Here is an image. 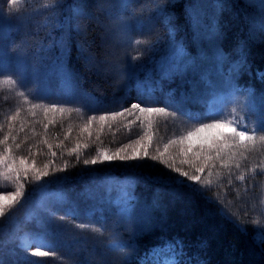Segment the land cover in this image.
<instances>
[{
    "label": "trees",
    "instance_id": "1",
    "mask_svg": "<svg viewBox=\"0 0 264 264\" xmlns=\"http://www.w3.org/2000/svg\"><path fill=\"white\" fill-rule=\"evenodd\" d=\"M154 3L0 0V80L16 79L28 99L3 85L0 139L11 133L6 144L12 153L29 156V163L34 159L49 173L36 181L33 171L27 177L20 172L23 195L0 217V264H151L154 252L164 248L175 264H264V243L241 216L264 187L260 169L255 179L249 171L264 163V0H160L162 10ZM143 38L151 42L147 50L130 46ZM134 102L176 115L154 114L151 126L135 116L112 119ZM31 104L57 110L30 111ZM16 110V120L7 119ZM221 114L256 128L255 140L230 141L222 158L206 146L201 152L199 140L187 152L189 141L179 137L198 126L194 122ZM101 115L108 118L88 123ZM121 147L122 157L135 149L139 158H98V150L111 156ZM91 158L97 163L83 162ZM225 163L245 174L243 182L233 178L238 191L225 188V205L212 192L194 191L197 182L173 171L217 181ZM249 181L257 183L245 192ZM0 185L6 192L17 187L3 177ZM22 235L31 242L28 249L20 246ZM38 244L56 255L32 256Z\"/></svg>",
    "mask_w": 264,
    "mask_h": 264
},
{
    "label": "snow or ice",
    "instance_id": "2",
    "mask_svg": "<svg viewBox=\"0 0 264 264\" xmlns=\"http://www.w3.org/2000/svg\"><path fill=\"white\" fill-rule=\"evenodd\" d=\"M17 0H11L12 4H15ZM47 6H55V5H45ZM154 6L157 9L162 10L164 5L160 3V0H155ZM150 41L147 38L143 39H134L130 41V46H138L143 44L144 50H147V48L150 46ZM133 59H138L139 56L135 55L132 57ZM261 78L264 79V74H261ZM9 85L10 91L15 90V95L18 97L25 98V102H28L27 99V93L24 91H21L19 89V82L16 79H13L11 77L0 80V91H3V85ZM40 108L44 112L48 111H56L55 106H48V105H40V104H31V110ZM59 111L63 112L65 109H59ZM136 113H139L140 115L137 116ZM157 116H171L175 117V112H169L166 110L165 107H156V106H150V105H142L139 102H134L130 105V107L127 108H121L118 111H115L112 113V119L115 120L116 117H125L127 116H135L136 120H140L141 123L144 119H147L149 121V126H151V117L153 115ZM20 115V111L16 110L14 115H11L7 119L16 120V118ZM108 117L105 115H101L99 117L92 116L88 118V123H91L93 120L99 119L100 121L106 120ZM135 121H131L130 123H134ZM194 125L190 130L187 131L186 135H182L179 137V142L183 143L185 140L189 141L187 152H192V149L194 147V140L200 141V151L203 152L205 146L208 149V152H212L215 150L216 158H222L221 152L223 151L224 147H231L232 143H235L238 139L239 143L243 145L245 141H253L255 140L256 136L258 135V131L256 128L249 129L247 125L242 124L239 119L233 117L229 119L228 117L224 116L223 114L215 117L211 122L208 121H196L194 122ZM45 128L47 126L45 125ZM4 125L0 123V131H3ZM21 130H23L21 128ZM227 130L228 133H231L233 135H226L225 131ZM260 133H264V125L261 126L259 129ZM250 133V134H249ZM9 135L11 133L6 134L3 139H0V145H5L3 151H0V177H3L4 181L12 182L15 181L17 187L15 188L14 192H6L3 190V186L0 185V217H4L6 213V209L11 206L13 202L16 201L17 197H21L23 195V187L24 185L20 183V172L23 171L25 174V177H27V173L31 170L33 171V180L39 181L43 176H47L49 173L48 171L41 172L38 167H36V161L33 159L31 163H29V156L27 155H20L16 156L12 153V150L10 147L7 146L6 142L9 139ZM15 140V137H13ZM260 139L264 140V135H260ZM149 141H151V137H149ZM45 144H47V140L43 141ZM139 140L135 141V143L139 144ZM169 143L175 144L177 143L176 139H171ZM17 149L21 147L20 144L15 145ZM57 147H60L58 144ZM127 147H132V144L127 145ZM168 145L165 144V151H167ZM49 148H51V145H49ZM70 151H75V149H71ZM99 151V159L101 161L103 160H112V159H138L139 153L137 150H133V153L128 156L122 157L120 155L121 152L125 151L124 147L118 148L113 155H108L107 150H98ZM186 154V153H185ZM29 155H32L29 150ZM51 155L53 157L56 156V152H52ZM145 156H148L147 150L144 152ZM160 155H163V153H160ZM197 158H199L200 153H195ZM151 159L155 160L157 159L156 156H151ZM205 160H211L212 156L205 154ZM77 159H79V154H77ZM18 161V165H17ZM85 164H96L97 158H91V159H85L83 161ZM188 161H183V163H187ZM52 163L51 160L45 162L43 164V168L47 169L49 165ZM171 167V166H170ZM227 171L224 174L223 179H218L217 181H213L210 178H205L201 180V177L198 175H190L187 171H182L180 168H173V171L178 172L180 177H185L189 181L197 182L199 184L198 189H193L194 191H200L201 194H206L207 192H212L214 198L218 203L221 205H225V197L227 195L225 188H231L232 191H238L237 187L233 186V178L236 180H239L241 182L245 181V174L244 173H236L233 172L230 168H228L227 163L223 166ZM237 169L241 167L239 163L235 165ZM257 169H260V174L264 175V163H258L255 167H252L249 169L254 175L253 179H255V174ZM62 170V169H60ZM197 172H203L202 167L196 168ZM14 174V175H13ZM213 173L210 171L208 173V177H211ZM216 176L218 178L221 177V173L217 172ZM169 179H175L170 177ZM176 183H184L182 180H175ZM254 187L253 183L249 181L247 185L243 187V190L247 192L249 189ZM239 198V197H238ZM231 201H228V204H230ZM258 203L261 205L262 208H264V195L261 196ZM232 215H236V213H232ZM113 247L117 250H122V245L119 243V241L114 240ZM31 255L34 257H47V256H55V252L51 251V249H45L41 250V245L38 244V246L31 252ZM34 264H43L41 261H35Z\"/></svg>",
    "mask_w": 264,
    "mask_h": 264
},
{
    "label": "rangeland",
    "instance_id": "3",
    "mask_svg": "<svg viewBox=\"0 0 264 264\" xmlns=\"http://www.w3.org/2000/svg\"><path fill=\"white\" fill-rule=\"evenodd\" d=\"M224 131L225 134L233 135L231 133H228L227 130ZM259 182L261 183L262 186H264V175L258 178V183ZM252 183H257V182L254 181ZM262 195H264V187L261 196ZM261 196L259 198H257L256 196L252 205L249 206L250 207L249 210L246 213L243 212L241 216L246 221H249L248 225H250L256 241L260 243H264V208H262L261 205L258 203ZM127 201L128 199H126L125 197L123 198L122 203L124 204ZM19 242H20V246L24 249H28L31 244L30 240L24 235L19 236ZM151 261H152L151 264H175V259L172 255V251L167 248L156 250L152 256Z\"/></svg>",
    "mask_w": 264,
    "mask_h": 264
}]
</instances>
